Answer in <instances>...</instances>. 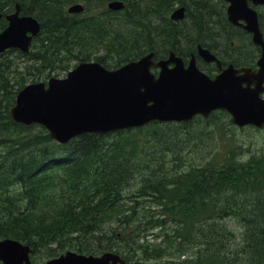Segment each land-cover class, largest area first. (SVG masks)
<instances>
[{"label": "trees", "instance_id": "trees-1", "mask_svg": "<svg viewBox=\"0 0 264 264\" xmlns=\"http://www.w3.org/2000/svg\"><path fill=\"white\" fill-rule=\"evenodd\" d=\"M109 1L0 0V31L16 5L41 26L28 54H0V239L29 245L34 255L41 254L40 264L67 250L85 255L112 250L126 264H145L164 257L166 249L176 251V260L164 264H261L264 191L241 198L259 179L254 163L240 164L231 156L233 149L218 166L212 155L207 167L183 174L191 191L180 190L175 197L170 193L174 189L165 188L175 187V181L154 173L157 159L150 153L165 135L177 139L175 129H187L185 124L162 125L151 133L139 128L105 136L84 134L61 147L44 128L10 119L17 92L45 72L44 79L50 73L58 76L73 63L90 60L114 69L152 51L157 59L169 51L187 58L197 45L219 54L234 30L221 0H120L121 11L103 9L84 17L65 10L69 3L91 8ZM175 6L185 8L182 21L169 19ZM260 16L264 33V13ZM245 51L244 56L258 52L251 46ZM160 186L164 188L159 192ZM189 201L192 225L184 229ZM176 204L181 209L174 210ZM162 205L159 212L154 210ZM227 216L238 224L239 246L231 245L234 232ZM153 230H159L154 236L164 238V247L143 243Z\"/></svg>", "mask_w": 264, "mask_h": 264}, {"label": "water", "instance_id": "water-1", "mask_svg": "<svg viewBox=\"0 0 264 264\" xmlns=\"http://www.w3.org/2000/svg\"><path fill=\"white\" fill-rule=\"evenodd\" d=\"M229 3L227 19L233 25L245 22L242 28L252 35V43L262 50L258 61L259 81L264 78V41L258 27L257 14L248 7L264 6V0H224ZM108 9H123L121 1L107 4ZM83 6L74 4L69 13H80ZM16 6L8 15L7 28L0 33V53L9 48L26 53L32 37L39 32V23L32 16L19 15ZM1 16V15H0ZM184 8L175 9L170 19L182 20ZM28 33L31 36H28ZM205 62L215 61L207 50L198 47ZM150 53L139 61L130 62L116 70L108 71L97 63H80L66 79H50L47 88L43 83L26 86L9 110L16 123H37L45 127L50 138L59 144L85 133L103 135L119 130L140 127L153 121L188 122L195 115L207 116L211 111L223 109L238 126L264 124V101L258 90L247 86L255 76L246 72L236 76L227 68L214 79L200 73L191 60L186 68L180 58L170 52L166 59L156 63ZM172 65V67H169ZM159 68L157 76L150 72ZM30 249L19 242L0 241L2 264H31ZM45 264H124L115 254L100 257L83 256L67 252Z\"/></svg>", "mask_w": 264, "mask_h": 264}, {"label": "rangeland", "instance_id": "rangeland-1", "mask_svg": "<svg viewBox=\"0 0 264 264\" xmlns=\"http://www.w3.org/2000/svg\"><path fill=\"white\" fill-rule=\"evenodd\" d=\"M87 14L93 13L88 11ZM234 32L235 31H232V33ZM229 41H231V39H229ZM239 44L241 45L242 42L239 43L238 40H233V45ZM246 53V51H243V56ZM248 56L249 55L247 54V56L244 57ZM60 75L63 76L62 74ZM0 89L4 90V88ZM6 91L9 95L8 98H10L11 91L7 89ZM162 128V124L158 123L157 125H146L141 129L147 131V133H151L156 129L162 130ZM175 131L177 132V139L172 133L169 136L165 135L164 140L157 146L155 151L150 153V155H153L154 158L157 159L153 161L154 165L152 168L154 173L157 176L165 175L167 177H171L170 179L175 180L177 182V191L181 189L180 180H182V175L184 173L189 172L191 169L199 170L207 167V163H209L207 160H209L212 155V163L218 166L221 164L222 159L226 156L229 149L234 150L231 153V156L237 161H248V159L252 158V161L255 162L258 171H264V128L260 130L250 127L238 129L229 123L227 117L221 115L220 113H216L214 116H210L202 120L195 119L189 122L187 124V129L177 127ZM196 185H200L197 180ZM136 188L137 185H134L132 189ZM261 191H264V180L257 185H251V192H245L241 198L246 193H251V197H254V195ZM238 195H240V193H238ZM225 196L226 195H223L221 197ZM230 200L237 202V200L233 197H230ZM224 219L228 222L229 229L234 232V235L231 237V245L239 246L241 244V237L238 224L234 220H231L228 216ZM166 224H168V222H166ZM158 231H153L152 233L154 234ZM145 239L146 240L143 243L149 247L158 245L164 247L166 245V241L164 239L160 240L155 237H147ZM168 251V249L165 250L164 257L147 262L164 264L168 263L170 259L175 260L176 251ZM254 256L257 255L254 254ZM34 258L35 262L39 264L41 254L37 253Z\"/></svg>", "mask_w": 264, "mask_h": 264}]
</instances>
